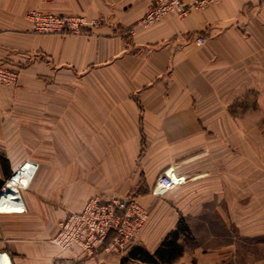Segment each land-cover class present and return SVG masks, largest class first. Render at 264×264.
<instances>
[{"label":"crops","instance_id":"crops-1","mask_svg":"<svg viewBox=\"0 0 264 264\" xmlns=\"http://www.w3.org/2000/svg\"><path fill=\"white\" fill-rule=\"evenodd\" d=\"M191 1L183 0L185 4ZM156 2L0 0V59L21 73L19 88H0V146L19 140L5 136L4 129L26 121L30 128L28 154L9 147L5 149L8 154L0 157L1 189L22 163L30 161L33 176L26 190L30 189L31 204L42 193L62 207L82 206V212L92 199H111L94 196L87 200L83 193L75 200L63 187V198H55L49 185L54 177L68 175L69 165L56 166L52 161L69 160L72 155L54 151V143L67 151L57 132L47 134L44 141L38 129H61V137L76 136L81 146L73 155L77 159H86L81 144L88 142L93 145L88 158L113 160L114 166L126 170L124 176L133 173L140 158L144 173L157 176L182 165L188 157L190 162L197 159L198 150L209 144L203 129L220 125L218 119L202 114L222 105L223 97L247 91L263 94L264 0H218L185 18L170 15L144 26L142 20ZM31 11L82 17L97 25L80 36L39 35L27 19ZM199 37L207 43L197 45ZM40 177H46L41 179L47 183L45 189L34 183ZM173 177L178 178L175 173ZM20 196L25 209L30 207L21 192ZM144 198L127 200L146 212V224L149 215L142 205ZM239 219L246 220V215ZM247 236H264V231L258 229ZM38 239L19 237L20 242L7 243L0 254L9 264H68L78 259L76 251L25 241ZM163 240L154 249L133 247L154 253ZM206 252L195 249L191 256L185 250L174 264H187L191 257L194 264H264V250L250 260L240 259L229 246ZM111 258L108 251L95 257L99 264H112Z\"/></svg>","mask_w":264,"mask_h":264},{"label":"rangeland","instance_id":"rangeland-1","mask_svg":"<svg viewBox=\"0 0 264 264\" xmlns=\"http://www.w3.org/2000/svg\"><path fill=\"white\" fill-rule=\"evenodd\" d=\"M87 29L89 28L81 30L78 35L57 36H80L86 33ZM19 87L18 84L15 89ZM262 91L261 95L248 94L247 91L245 95L241 92L223 97L222 105H217L213 111L203 113L204 118L206 116L208 119L220 121L219 126L203 129L209 138V144L198 150L197 159L190 162L188 157L187 161H182V165L169 168L157 176L144 173L141 158L136 160L133 173L124 176L126 170L114 166L115 161H95L88 158V155L91 156L93 153V145L88 142L85 145L81 144L85 146L86 159H77V156L73 155L77 154V149L79 150L81 146L78 145L76 136L70 133L61 137V129H38L41 140H44L47 134L52 135V131L57 132L67 151L62 150V146L58 147L60 144L57 143H54V151L57 149L72 155L69 160L52 161L56 166L61 163L68 164L69 174L54 177L55 180L49 185V189L52 187L54 197L61 196L60 198L64 195L60 192L62 187L64 191L68 189L75 200L83 193L87 200L94 196L136 201L139 197H145V204H141L148 211L149 220L144 224L143 231L133 242L132 247L140 245L154 249L169 232L178 228L183 219L190 233L183 236L182 245L184 251L187 250L191 256L195 249L209 252L211 249L229 246L240 255V259L250 260L254 254H261L264 250V236H247L254 234L258 229L264 231V88ZM3 132L5 136L19 137V140L13 144L0 146V157L8 154L5 149L9 147L29 153L28 121L20 127L10 126ZM85 139L88 141L89 137L86 136ZM142 152H145L144 148ZM27 162L26 166L31 167L30 161H25L21 166ZM177 168L178 170H175ZM173 173L178 177V180L175 179L176 185L181 183L172 190L161 191L160 180L165 175L171 179L175 178ZM45 178L40 177V181L34 183L37 182L45 189L47 183L41 180ZM27 187L21 186L20 192L31 204L30 189L26 190ZM34 198L37 201L26 207L24 215H0V250H3L7 243L20 242L19 237L36 236L38 240L25 241L47 245L51 243L67 217L82 209V206L78 208L59 206L56 203L60 202H51L42 193L39 196L35 195ZM243 215H246V220L239 219V216L243 218ZM113 236H110L105 247L91 259L78 257L68 264H99L95 257L106 251ZM130 249L131 245L127 249L109 251L108 253L113 256L111 263L120 264ZM191 258L187 264L192 262L194 264L195 258Z\"/></svg>","mask_w":264,"mask_h":264},{"label":"built area","instance_id":"built-area-1","mask_svg":"<svg viewBox=\"0 0 264 264\" xmlns=\"http://www.w3.org/2000/svg\"><path fill=\"white\" fill-rule=\"evenodd\" d=\"M217 1L192 0L191 3L185 4L183 0H157L156 5L142 20V24L149 27L170 15L185 18L193 11H204ZM27 19L32 24L33 31L41 35H78L81 30L91 29L97 25V22H88L82 17L57 16L40 11H31L28 13ZM206 43L207 40L202 37L196 40V44L199 46ZM19 81L20 73L11 69L0 59V88L17 86ZM26 165L28 162L22 168ZM15 174L9 180H12ZM177 186L167 175L160 180L159 184L163 192ZM146 219V212L133 201L92 199L85 205L82 212L67 217L60 225L51 244L64 252L76 251L78 257L86 259L92 258L105 247L110 236L114 235L106 251L127 249Z\"/></svg>","mask_w":264,"mask_h":264},{"label":"trees","instance_id":"trees-1","mask_svg":"<svg viewBox=\"0 0 264 264\" xmlns=\"http://www.w3.org/2000/svg\"><path fill=\"white\" fill-rule=\"evenodd\" d=\"M189 233V227L181 219L177 230L168 234L154 253H150L144 248L136 246L131 249L121 264H127L129 262L137 264H174L183 255L184 246L182 245V239L184 238L183 236Z\"/></svg>","mask_w":264,"mask_h":264},{"label":"bare ground","instance_id":"bare-ground-1","mask_svg":"<svg viewBox=\"0 0 264 264\" xmlns=\"http://www.w3.org/2000/svg\"><path fill=\"white\" fill-rule=\"evenodd\" d=\"M32 172L33 169L29 166L21 168L14 178L6 183L5 188L0 193V214L15 215L26 212L20 196V187L28 186L33 176ZM174 183L176 184L175 181ZM0 264H9V260L5 255L0 254Z\"/></svg>","mask_w":264,"mask_h":264}]
</instances>
